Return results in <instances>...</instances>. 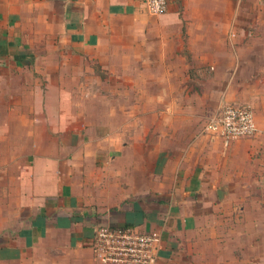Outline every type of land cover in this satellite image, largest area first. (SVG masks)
<instances>
[{"label": "crops", "instance_id": "crops-1", "mask_svg": "<svg viewBox=\"0 0 264 264\" xmlns=\"http://www.w3.org/2000/svg\"><path fill=\"white\" fill-rule=\"evenodd\" d=\"M166 1L0 0V264H98V226L159 233L155 264H264V0ZM126 35L187 57L186 132L161 127L170 102L113 120L80 95ZM209 104L203 132L224 104L258 131L201 134Z\"/></svg>", "mask_w": 264, "mask_h": 264}, {"label": "rangeland", "instance_id": "rangeland-1", "mask_svg": "<svg viewBox=\"0 0 264 264\" xmlns=\"http://www.w3.org/2000/svg\"><path fill=\"white\" fill-rule=\"evenodd\" d=\"M114 40L111 51L105 47L102 55H97L99 58L89 62L87 79L92 92L80 95L86 98L92 94V98H98V107L95 104V108L99 111L103 110L105 101L111 102L113 120L118 119L114 118L115 112L121 113L123 107L133 114L135 106L142 105L143 113L150 117L152 105L158 101L160 104L170 102L174 105L172 109L161 110L160 115L164 117L161 127H170L176 133L186 132L187 116L190 115L187 113V107L190 108L187 92L192 88L187 82V57L176 51L177 45L159 43L154 36L137 38L126 35ZM196 93L201 95L203 91L197 90ZM208 108L213 107L211 104L201 106L198 113L199 132L203 135L206 134L202 131L201 117ZM168 121L172 124H167ZM145 126L150 129L152 124ZM177 146L183 147L184 141L177 140Z\"/></svg>", "mask_w": 264, "mask_h": 264}, {"label": "built area", "instance_id": "built-area-1", "mask_svg": "<svg viewBox=\"0 0 264 264\" xmlns=\"http://www.w3.org/2000/svg\"><path fill=\"white\" fill-rule=\"evenodd\" d=\"M150 15L167 9L166 0H144ZM204 132L226 142L253 136L257 131L249 106L224 104L204 126ZM98 264H155L161 246V235L155 231L141 232L135 228L98 226L90 241Z\"/></svg>", "mask_w": 264, "mask_h": 264}]
</instances>
